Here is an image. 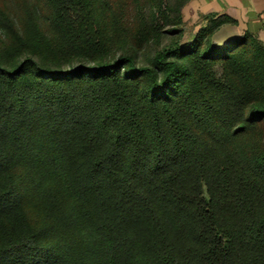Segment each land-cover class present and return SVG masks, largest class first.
Returning a JSON list of instances; mask_svg holds the SVG:
<instances>
[{
	"label": "trees",
	"instance_id": "16d2710c",
	"mask_svg": "<svg viewBox=\"0 0 264 264\" xmlns=\"http://www.w3.org/2000/svg\"><path fill=\"white\" fill-rule=\"evenodd\" d=\"M188 1L0 5V264H264V42Z\"/></svg>",
	"mask_w": 264,
	"mask_h": 264
},
{
	"label": "crops",
	"instance_id": "0c3cea01",
	"mask_svg": "<svg viewBox=\"0 0 264 264\" xmlns=\"http://www.w3.org/2000/svg\"><path fill=\"white\" fill-rule=\"evenodd\" d=\"M186 6L193 19L198 13H227L238 21L240 29L264 28V0H189Z\"/></svg>",
	"mask_w": 264,
	"mask_h": 264
},
{
	"label": "rangeland",
	"instance_id": "374dc122",
	"mask_svg": "<svg viewBox=\"0 0 264 264\" xmlns=\"http://www.w3.org/2000/svg\"><path fill=\"white\" fill-rule=\"evenodd\" d=\"M27 1V0H26ZM32 2L34 0H31ZM110 7L115 11L116 17L122 21V25L125 27L132 26L135 27L139 22L137 20V15L143 14L145 8L142 6L140 10L136 7L138 0H109ZM25 2V0H0V5L4 6L9 12H11L16 18H18L21 13L20 6ZM140 3L141 0H139ZM15 13V14H14ZM191 11L188 6L184 5L182 9L183 19L186 21L187 25L194 24L193 22L197 19V16L192 18L190 15ZM195 16V15H194ZM245 29H240L238 27H224L221 35L219 36L221 41L232 39L234 36L241 35ZM250 32L257 35L264 42V28L249 30ZM223 39V40H222ZM220 41V40H219Z\"/></svg>",
	"mask_w": 264,
	"mask_h": 264
}]
</instances>
